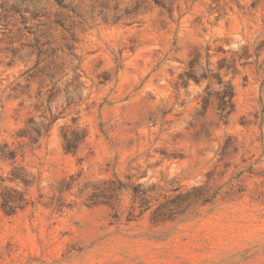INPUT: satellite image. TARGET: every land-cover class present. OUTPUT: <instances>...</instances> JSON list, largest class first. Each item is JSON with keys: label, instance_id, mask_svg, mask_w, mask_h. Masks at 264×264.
<instances>
[{"label": "rangeland", "instance_id": "obj_1", "mask_svg": "<svg viewBox=\"0 0 264 264\" xmlns=\"http://www.w3.org/2000/svg\"><path fill=\"white\" fill-rule=\"evenodd\" d=\"M0 264H264V0H0Z\"/></svg>", "mask_w": 264, "mask_h": 264}, {"label": "trees", "instance_id": "obj_2", "mask_svg": "<svg viewBox=\"0 0 264 264\" xmlns=\"http://www.w3.org/2000/svg\"><path fill=\"white\" fill-rule=\"evenodd\" d=\"M220 83L222 84V89L220 92L221 115L228 116L234 109L235 90L234 87L229 82H225L221 77H220ZM12 200L13 199L11 196H6V195L4 196V201L2 203V206L7 211V213L14 212V207L11 205Z\"/></svg>", "mask_w": 264, "mask_h": 264}]
</instances>
